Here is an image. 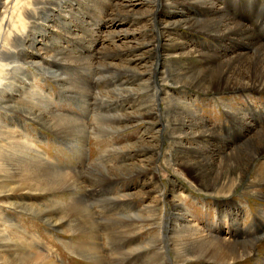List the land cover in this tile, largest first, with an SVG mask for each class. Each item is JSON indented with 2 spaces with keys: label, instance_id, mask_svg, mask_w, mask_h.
<instances>
[{
  "label": "rangeland",
  "instance_id": "1",
  "mask_svg": "<svg viewBox=\"0 0 264 264\" xmlns=\"http://www.w3.org/2000/svg\"><path fill=\"white\" fill-rule=\"evenodd\" d=\"M72 1H76V3L83 6V10H79V13H75L77 9L73 10V15L77 16L79 21L67 19L64 17L65 15L56 14L52 17V25H49V32H47V38L51 40L48 45L50 49L52 48V55L60 52L63 47H70L72 52L68 54L60 53L61 55L57 58L53 56V59L45 60L48 64L45 67L32 64L30 61H28L29 64H23L22 66L25 74H28L31 79H35L37 85L44 90L38 93V96L36 94L37 98L47 102L49 108L54 109L57 115L72 120H79V122H75V126L73 127L77 129H66L65 135H59L57 132L45 126L44 123L42 124V122L40 123L32 119L29 115L24 118L18 112L9 109L5 105H1V102L5 101L0 91V120L9 124V126H16L13 131L22 136H17L14 140H2L1 138L0 154L2 151H11L17 152L26 158L20 161V163L9 162V160L6 159L8 157L3 158L0 155V179L5 178V176L8 177L10 170H12L10 176L13 177L12 182H10L11 180L6 181L5 179L3 180L5 182L0 181V189L2 187L1 185L5 183L8 184V188L15 185L27 186L32 183V186L41 187L45 186L44 183L48 185L49 182L52 183L53 181L56 182L60 180L56 177V174H52L50 171L32 170L31 173L29 172L28 160H32L33 157L36 158L38 156L46 159V161L53 165L51 166L48 164L49 166L58 168L56 169L57 171L67 172L70 177L74 176L73 174L75 173H85L88 179L78 181L73 179L71 180L72 183H70V181L66 182V180H61L63 181L62 186H60L61 190L51 192L43 199L41 198V202L44 203L45 206L46 204L47 206L51 204L56 205L57 208H62L61 218L67 223L64 226H60L59 223H56L59 217H56L51 209L49 210H51L55 218H53L52 221H47L39 215L33 213L29 214L21 208L16 209L0 206V230L3 231V226L9 230L8 232L11 235L10 245H15L17 247L21 245L22 242L26 243L22 244L26 247L29 245H39L44 252L54 256L61 264L156 263L152 260L155 253H151L150 255L146 252V254L143 252L144 250L135 252V249H138L135 248V245L137 244L139 246L140 243L145 242L150 237H154L157 231L147 230L140 235L138 242H136V239H133V236V238L127 237L128 233L126 234V230L128 224H125L126 220L123 217L129 215L128 210L133 213L134 211L130 209L128 205L127 207L123 206L126 201L123 203L121 202L122 199H120L121 201L119 200V203H111L112 205L108 203V200L111 197H115L118 191H121L123 195L132 194L134 197L130 199L132 203L135 204L137 208H143L145 205L152 204V197H159L162 193L153 189V183H151L149 175L116 179L114 177L112 178L111 175H107L108 173L105 172V170L110 168L114 175L120 174V172H116L113 169L128 166L130 163H133L132 157L138 154L137 151H139L136 149L137 145L143 141L144 145L150 143L151 135L146 134L145 130H150L151 132L154 131L153 129L161 128L162 131L159 142L160 155L159 157H155V159L157 165L160 167V181L162 182L161 186L165 193V203L158 208L160 216L156 218L157 222L160 223L164 216L166 217V223H170V217L174 212L171 201L177 200L184 205L188 214L186 218L189 220V223L199 228L206 235L208 234L213 237L221 235V238L233 242H235L234 240L238 236V233L243 236L242 242L257 239L254 249H251L250 255L239 261L228 264H264V154L252 162V166L248 174L242 180V183H240L229 196L219 192H203L200 188L196 187L197 183H194V186L189 185L180 177V175L183 174L186 178L184 169L182 166H178L182 163L175 162L172 163V165H174L172 166L170 162L174 160L176 156L182 155L181 150H178L179 145L176 140L178 136H170V134L172 135L174 131L176 133L182 128L187 131L188 136H181V141L187 144L188 147L199 150L213 149V155L217 157L219 155V149L217 148L221 147L222 149L223 146L226 145V151H229L231 148L235 150L237 147L239 148L242 146L248 139L252 138L256 133L264 131V89H255L257 87L256 85L255 88L251 87L245 90H221L204 93L195 91L186 86H180L176 89L181 92L178 95L183 99L190 98L193 101V115L184 113V106L180 109L181 112L175 110L174 114L173 109L175 108L169 107V109H167L166 103L161 100L162 98H159L157 106L159 103L158 107L162 110V117L160 118L159 112L155 113L157 117L159 116V118L155 120L157 122L156 124L159 126L155 125V127H152V125L149 124V122H152L150 119H144L146 121L143 123H137L140 122V119L137 120V118L133 119L134 121L130 120L126 117H132L137 111L139 112V108L144 106L145 97L149 95H142L136 98L137 101L135 100V96H123L125 92L121 91V86L129 88L130 83L133 79L135 80L136 77L133 78L127 72L116 74L114 70H110L106 67V65L110 63H122L127 58V53L117 54L116 51L125 50L128 44L123 42L124 39L121 36L117 37L114 42L110 40L106 41V33L101 39V43L105 42L103 46H106L107 52H104L101 43L95 44V40L93 36L90 37V34L93 29L95 30L101 25V23H99L101 18L106 19V14L108 13L103 11L102 7L103 5L107 6V4L103 1H100V3L88 0L85 2L84 0ZM118 1H121L126 11L135 10L137 13H141L145 10L144 7L139 8L138 5H136V1ZM213 1L217 3L222 10L224 9L236 23L248 27L251 30L248 31L252 34L251 37L248 34L235 35V33H233L230 35L231 37L227 36L224 39L222 38L223 41H220L222 44L217 46V49L210 48L213 50V53H218L225 57H232L237 53L253 54L252 46L254 44L259 43L264 45V0ZM162 3V0L155 3L157 7L155 11L156 18L159 17L163 9ZM70 4V2H67L68 6H70ZM109 4L110 3H108V6L111 8L112 5ZM189 10L193 9L189 8ZM58 15L66 18L70 23L73 22V30H77L76 32L83 37V39L75 41L73 40V36L62 32V30L58 28V25L63 26V23L57 21ZM28 17H30V11L23 14V21L28 20ZM35 19L38 22V17H35ZM156 20L154 21V26L158 44L156 50L157 70L154 72L155 80L154 83L152 82V88L155 92L161 93L162 89L168 86L163 85L161 77L164 59V52L162 49L163 38L161 37L159 20ZM134 22L132 23L134 24ZM132 23H130V27H134L133 29L136 31V34L140 33V30H138L140 26L138 24L134 26ZM110 31L114 32V29L111 28L107 30V32ZM179 32L183 36H188V38H190L188 39L189 43L194 44L195 42L196 46L199 45L200 48L202 47L201 45L205 46V41L207 40L204 38L205 41L203 40L198 43V40H201L203 36L194 33V30L184 29ZM141 34L146 35L145 31H141ZM37 35L38 41H40L44 33L41 30H37ZM176 38H178V35H176ZM210 42H208V44ZM93 44L96 46V50H94V47L91 49ZM17 45L19 47L14 49L15 54L21 56L23 53V44L18 43ZM108 52L114 53L109 54ZM41 54L44 56L43 52H41ZM16 58V56H13L11 59ZM143 60L144 57L142 58V55H139L133 60L131 66L138 67ZM224 60H227V58ZM184 64L190 66H184ZM184 64V68L188 67V69H196L195 64L198 65L197 62L194 63L193 61H185ZM6 76L7 78L2 81L3 84L12 83L16 85L15 82L20 79L13 71H9ZM122 80L130 81L129 85H123ZM25 81L28 84L30 83L28 82L29 79ZM61 82L64 83V88H67L66 90L70 97L65 95L62 88H60ZM135 84L136 83H134L133 86H135ZM26 88H28L29 92L32 89L29 85L28 87L26 86ZM13 91L11 90L10 93H13ZM70 92H72V94ZM81 92L84 93V95ZM93 93H104L102 101H97V99L93 98ZM75 96L84 97L87 101H85L84 105L83 103L81 105ZM10 97L8 99H10ZM61 98H64L65 101L60 102L57 100ZM223 110H226V113L230 115L224 116ZM95 113H97L96 117ZM235 113L236 115L238 114L239 117L235 116ZM110 116V120L119 119L111 123L112 127L117 125L115 128H123L119 134H114L109 130L108 134L95 135L92 130L83 131L80 126L77 127L80 121L84 123L87 122L85 123L86 125L93 127V124L96 126V121L98 119L100 121L102 117L108 118ZM148 120L150 121L148 122ZM99 121L95 127L96 130L100 126ZM191 136L192 138H190ZM33 145L36 147L38 154L30 150V148H33L31 147ZM26 146L30 147L29 151L24 150ZM116 146L122 147L117 149L118 147ZM21 152L24 154H21ZM184 156H188L189 159L195 157L191 156L188 152L184 153ZM93 168L95 170H93ZM7 169L9 170L7 171ZM171 179L177 182L175 194L171 190ZM2 190H4L3 187L0 191ZM78 200L88 204V214L99 218L95 226H91L85 221V214H81L82 209L78 210L80 211L79 214L73 209V207L77 209L76 205H78ZM77 216L80 220H78ZM6 220L7 223L5 224ZM9 224L12 226L8 228ZM105 226L108 228V231L104 230ZM170 232V227L168 228L166 226L164 233L167 235L170 234ZM13 241L17 242L15 243ZM170 243H172V241H166L167 245ZM168 248L170 250H167V254L172 260V264H217L205 262L204 260H192L188 249L186 250L188 262L182 263L178 257H175L172 251L173 245L170 244ZM110 251H112V256H110Z\"/></svg>",
  "mask_w": 264,
  "mask_h": 264
},
{
  "label": "bare ground",
  "instance_id": "2",
  "mask_svg": "<svg viewBox=\"0 0 264 264\" xmlns=\"http://www.w3.org/2000/svg\"><path fill=\"white\" fill-rule=\"evenodd\" d=\"M85 1L87 0H84V2ZM88 1H94L96 3L103 1L107 4V6L108 3H110L109 5H112L111 8H109V6L107 7L103 5L104 3L102 4L103 7L101 6L103 11L108 14H106V19L101 18L99 20L101 25H99L97 29H93L92 33L90 34V37L93 36L95 44L101 43V39L106 33V41L110 40L114 42L117 37L121 36L125 40H123V42L128 44L125 50L116 51L117 54H128L126 56L127 58L122 63L117 64L109 62L110 64L106 65V67H108L110 70H114L116 74H119L120 72L122 74L127 72L133 78L136 77V79H133L131 83L130 81H126L127 79L122 80L123 85L128 86L130 83L129 88L122 87L120 85L121 91L125 92V95L123 96H135L136 100V98H139L142 95H149L145 97L146 100L144 106L142 105L143 107L139 108L140 111H137V113L132 115V117L129 116L126 118H129L130 120L136 118L137 120L140 119V122L137 123H143L146 121L144 119H150L152 122H149L150 120H148V122L152 125V127H155V125L159 126L155 121L157 118H159V116L157 117L155 113L159 112L160 118L162 117V110L158 107L159 103L157 106L159 98H162L161 100L166 103L167 109L172 107L175 108L173 109V112L175 110L180 111V109L183 108L182 106H184L185 110H183V112L193 115V101L190 98L183 99L180 97V95H178L181 92L176 89H178L180 86H186L194 89L195 91H201L204 93L221 90H245L251 87L255 88L256 85L257 87L255 89H264V45L259 43L254 44L252 46V52H254L253 54L237 53L232 57H225L218 53L215 54L212 52L213 50L210 49H217V46L222 44L220 41H223L224 38L232 35L233 33H235V35H252L248 31L250 30L248 27L240 23H236L234 19H232L225 12L224 9L222 10V8L213 0H162L163 9L160 12L158 18L155 16V11L157 9L155 3L159 0H132V2H137L136 5H138L139 8H145V10L141 13H137L135 10H124L125 7L121 1L118 0ZM67 2L71 3L70 6L67 5ZM189 8H192L193 10H189ZM75 9H77L75 13H79V10H83V6L72 0H0V81H3L7 78L6 74H8L9 71H13L20 77V79L15 82L16 85H13L12 83H0V91L5 101H2L1 105H5L9 109L18 112L24 118L29 115L32 117V119H35L40 123L42 122V124L44 123L45 126L57 132L59 135H65L66 129L73 128L75 126V122H79V120H72L57 115V113L54 112V109L49 108V104L47 102L38 99V93L43 92L44 90L37 85L35 79H31L28 74H25L22 65L29 64L28 61H30L32 64H38L39 66L45 67L48 65L45 60H51L53 59V56L54 58H57L59 55H61L60 53L68 54L72 52L70 47H60L61 51L52 55V48L50 49L48 45L51 40L47 38V32H49V25H52V17H54L56 14H61L63 16L65 15L64 17L67 19H75L76 21H79L78 17L73 15V10ZM29 11L30 17H28V20L23 21V14ZM61 15L57 16V21H61L63 26L58 25V28L61 29L65 34L73 36V40H82L83 37H81L76 32L77 30H73V22L70 23ZM35 17H38V22L36 21ZM156 19L159 20V25L161 27V37L163 38L162 49L164 52V59L161 77L163 85L168 86L162 89L161 93L155 92L152 88V82L154 83L155 80L154 72L157 70L156 50L158 48V44L154 26V21ZM132 22H134V24ZM130 23H132L134 26L138 24L140 26L138 29L140 30V33L136 34V31L133 29L134 27H130ZM111 28L114 29V32H107V30H110ZM184 29H192L194 30V33L201 34L203 38L198 40V43L203 40L205 41L206 39L207 41H205V46L201 45L202 47L200 48L199 45L196 46L195 42L194 44L192 43L193 45L189 43L188 39L190 38H188V36H183L179 32L180 30ZM37 30H41L44 33V36L41 37L40 41H38ZM141 31H145L146 35L141 34ZM176 35H178V38H176ZM210 41L214 42L215 44L211 43ZM208 42L210 43L208 44ZM18 43L23 44V53L21 56L16 55L14 51V49L19 47L17 45ZM103 45H105V42L101 43V46ZM92 47H94V50H96V46L94 44L91 46V49ZM103 50L104 52L106 51V46H103ZM41 52L44 53V56L41 54ZM108 53L110 54L114 52ZM139 55H142L144 60L138 67L131 66L133 60ZM13 56H16L17 58L11 59ZM225 58H227V60H224ZM185 61H193L194 63L197 62L198 65L195 64L196 69H188V67L184 68V66H190L185 65ZM26 79H29V84L25 81ZM134 83H136L135 86H133ZM27 84L32 88L30 92L28 91V88H26V86L28 87ZM64 87V83L61 82L60 88H62V91L65 95L69 96V93L66 90L67 88L65 89ZM11 90H14L13 93H10ZM70 93L72 94V92ZM82 94L84 95V93ZM103 94L104 93H93L92 97L97 99V101H102V98L104 97ZM9 97L10 99H8ZM75 97L81 105L82 103L84 105L85 101H87V99L85 100L84 97ZM57 100L60 102L65 101L64 98ZM95 114L96 117L97 113ZM234 115L239 117V115H236V113ZM108 118L102 117L100 119L101 122L99 119L96 121V126L98 121L100 123V126L98 125L99 127L97 130L95 129V124H93L94 126L92 127L86 125L85 123L87 122L84 123L81 121L77 127L80 126L83 131L92 130L93 134L95 135L108 134L109 130H111L114 134H119L123 128H115L117 125L115 127H112L111 125V123L116 121L118 118L114 117L116 118L114 120H110L111 116ZM0 124H2L0 125V139L14 140L17 136H21L13 131L16 126H9V124L2 120H0ZM162 126L164 127L163 124ZM75 128H73V130ZM153 130L154 131L151 132L150 130H145L146 134L151 135V141L148 145H144V141L137 145L136 149L139 151L136 150L138 154L133 155V163H130L128 166L119 168L117 167L113 169L116 172H120V174L114 175L112 169L110 170V168L105 170V172L108 173L107 175H111L112 178L114 177L116 179L149 175L150 181L153 183V189H156L157 192L162 193V195L159 197H152V204L145 205L143 208H137L135 204L132 203L130 200L134 198L132 194L123 195L121 191H118L115 197H111L108 200V203L111 204L119 203L121 201L120 199H122L121 202L124 203L126 201L123 206L127 207L128 205L129 208L134 211L133 213L132 211L129 212L128 210L129 215L123 217L126 220L125 224H128L126 230V234L128 233L127 237H134L133 239H136V242H138L140 235L145 233L147 230L157 231L154 237H150L145 242L140 243L139 246L136 244L135 248L138 249H135V252L144 250V253L147 252L150 255L151 253H155L152 258V260L156 262L154 264H172V260L167 254L170 244L173 245L172 251L175 257H178L182 263L188 262L186 257L187 249L190 252L192 260H204L205 262L217 264H228L234 261H239L250 255L251 249H254L257 239L246 240L242 242L243 236L238 233V236L234 240L235 242H233L221 238V235H217V237H213L208 234L206 235L199 228H196L189 223V220L186 218L188 217V214L184 205L177 200L171 201L174 212L170 217V223H166V217L164 216L160 223L157 222L156 218L160 216V211L158 208L160 205L165 203V193L163 187L161 186L162 182L160 181V167L157 165V161L155 159V157H159L160 155L159 142L162 130L161 128ZM184 135L188 136L187 131H185L184 128L179 129L176 133L174 131L172 135L170 134V136H178L176 140L179 146H177L179 147L178 150H181L182 152L181 156L178 155L174 160L170 161L171 165L175 162H181V165H177L182 166L185 171L184 174L186 178L183 174H179L180 177H182L186 183L191 186H194V183H197L196 187L200 188V190L206 193L219 192L229 196L235 190V188H237V186L242 183V180L248 174V171L252 166V162L264 154V131L256 133L252 138L248 139L242 146L239 148L237 147L235 150L231 148L229 151H226V145H224L222 149L221 147L217 148L219 149L218 157L213 155V149L199 150L188 147L187 144L181 141V136ZM190 138H192V136ZM29 146H26L25 149H22L29 151ZM31 147L33 148H30V150L38 154L36 147L34 145ZM116 147H118L117 149H120L122 146ZM187 152L191 154V156L195 157L189 159V155L184 156V153ZM21 154L24 153L21 152ZM0 155L3 158L8 157L6 159H8L9 162L20 163V161L26 159L17 152L11 151H2ZM32 160H28V168L30 173L32 170H46L50 171L52 174H56V177L60 180H57L56 182L53 181L54 183L48 181V185L44 183L45 186L41 187L32 186V183L27 186L15 185L8 188V184H2L1 186L4 190L0 191V206L16 209L21 208L23 211L28 212L29 214L33 213L39 215L47 221H52L53 218H55V214L56 217H59V220L57 219L58 222L56 223H59L60 226H64L67 223L64 222L63 218H61L62 208H57L56 205L51 204L48 206L46 204L45 206V204L41 202V198L43 199L51 192L61 190L60 186H62L63 182L61 180H66V182L70 181V183H72L71 180L73 179L78 181L88 179V177L85 176V173H75L73 174L74 176L70 177L67 172L57 171L56 169L58 168L51 167L53 165L46 161V159L39 156L36 158L33 157ZM8 170L9 169H7V171ZM93 170L95 169L93 168ZM11 171L12 170H10V173H8V177L5 176V178L0 179V181L2 182L5 179L6 181L11 180L10 182H12L13 177L10 176ZM175 187H177V182L171 179V190L174 194L176 192ZM77 204V209L73 207L75 212H78L77 214H79L80 211L78 210L82 209L81 214H85V221L89 225L95 226L99 218L87 213L88 204L80 200L77 201ZM49 209H51L54 214ZM78 220H80L79 217ZM6 223L7 220L5 221V224ZM9 226L11 227L12 225L9 224L8 228ZM166 226L168 228L170 227L171 229L170 234L167 235L164 233ZM2 229L3 231L0 230L1 264H61L57 261L58 259H55L54 256L44 252V250L39 247V245H29L26 247L22 245L26 244L23 242L17 247L15 245H10L11 235L8 232L9 230L5 226H3ZM104 230L108 231V228L105 226ZM166 241H172V243L167 245ZM110 252V256H112V251Z\"/></svg>",
  "mask_w": 264,
  "mask_h": 264
},
{
  "label": "clouds",
  "instance_id": "3",
  "mask_svg": "<svg viewBox=\"0 0 264 264\" xmlns=\"http://www.w3.org/2000/svg\"><path fill=\"white\" fill-rule=\"evenodd\" d=\"M0 83H2V81H0Z\"/></svg>",
  "mask_w": 264,
  "mask_h": 264
}]
</instances>
